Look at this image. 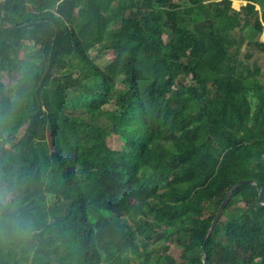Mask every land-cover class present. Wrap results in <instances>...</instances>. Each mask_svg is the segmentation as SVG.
Segmentation results:
<instances>
[{
    "label": "trees",
    "instance_id": "trees-1",
    "mask_svg": "<svg viewBox=\"0 0 264 264\" xmlns=\"http://www.w3.org/2000/svg\"><path fill=\"white\" fill-rule=\"evenodd\" d=\"M231 1L0 0V264H203L240 179L205 264H264V78L233 34L264 51V0Z\"/></svg>",
    "mask_w": 264,
    "mask_h": 264
},
{
    "label": "rangeland",
    "instance_id": "rangeland-1",
    "mask_svg": "<svg viewBox=\"0 0 264 264\" xmlns=\"http://www.w3.org/2000/svg\"><path fill=\"white\" fill-rule=\"evenodd\" d=\"M247 3L246 0H232L231 1V6L233 9L239 10L241 5H245ZM256 9L260 10L259 5H256ZM2 22L0 21V24ZM234 37L240 41V50L238 54V58L242 60L244 65H246L249 69L250 67H253V62L254 60L258 65L261 67V74L260 77L263 79L264 78V51H259L256 48L250 47L248 44V40L250 39L248 36H250L249 31L245 30L241 32V29H235L234 32ZM165 38V35H163ZM259 38V40H263L264 38V31L259 34V35H254V38ZM27 43V42H26ZM30 48V47H26ZM21 49L20 51V56L23 58H28V57H34L35 55V49ZM252 54L251 58H245L246 54ZM90 55L93 58V60L99 64L101 67H106L108 69H111L114 67L115 64V54L110 51H103L99 47H93L90 50ZM16 77V74L11 72L8 73L6 71H0V79L5 83V85H9ZM107 143L109 146L113 149H120L123 146V140L118 137V135H111L110 137L107 138ZM169 250L171 254L174 257L178 256V252L173 248L172 243H168Z\"/></svg>",
    "mask_w": 264,
    "mask_h": 264
},
{
    "label": "water",
    "instance_id": "water-1",
    "mask_svg": "<svg viewBox=\"0 0 264 264\" xmlns=\"http://www.w3.org/2000/svg\"><path fill=\"white\" fill-rule=\"evenodd\" d=\"M242 183L254 184L252 179H240L236 183H234L230 187V189L227 191L226 195L224 196L223 200L221 201L219 207L217 208V210H216V212H215V214H214V216H213V218H212V220H211V222L209 224V227H208L207 232H206L205 237H204V241H203V243L201 245V251L200 252H201V255H202V259H203V264H205V262H206V257H205V254H204V244H205L206 240L208 239V237H209V235H210V233H211V231H212V229H213L218 217L222 213V211H223L228 199L230 198L231 194L233 193L234 189L239 184H242ZM258 191H259L258 198H257L258 204L260 206H264V202H263L262 197H261V188L260 187H258Z\"/></svg>",
    "mask_w": 264,
    "mask_h": 264
}]
</instances>
